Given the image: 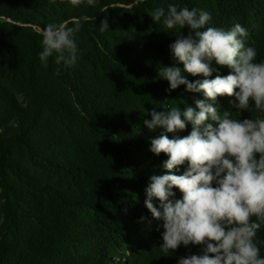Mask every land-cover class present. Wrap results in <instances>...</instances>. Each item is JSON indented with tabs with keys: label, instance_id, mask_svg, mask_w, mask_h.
I'll return each mask as SVG.
<instances>
[{
	"label": "trees",
	"instance_id": "1",
	"mask_svg": "<svg viewBox=\"0 0 264 264\" xmlns=\"http://www.w3.org/2000/svg\"><path fill=\"white\" fill-rule=\"evenodd\" d=\"M170 4L209 12L206 27L239 23L245 46L264 62V0H0V264H178L200 253L191 244L163 252V220L144 203L150 177L169 174L168 156L150 151L165 131L145 125L151 111L210 102L185 85L169 91L159 75L176 66L189 81L204 79L184 72L170 50L176 33L190 30L152 18ZM66 21L80 24L76 63L58 66L50 57L45 66L41 29ZM211 66L209 79L231 71ZM236 103L225 95L214 106L233 118L264 116L254 103L246 111ZM191 130L166 134L176 139ZM256 241L264 257V225Z\"/></svg>",
	"mask_w": 264,
	"mask_h": 264
},
{
	"label": "clouds",
	"instance_id": "2",
	"mask_svg": "<svg viewBox=\"0 0 264 264\" xmlns=\"http://www.w3.org/2000/svg\"><path fill=\"white\" fill-rule=\"evenodd\" d=\"M87 3L92 5L94 0ZM162 17L170 30H190L187 36L176 33L170 50L184 72L204 79L189 81L176 66L163 67L159 75L169 82V91L185 85L186 91L203 92L210 102L197 100L195 108L183 111L153 109L151 120L145 121L150 130H165L151 139L150 151L168 156L163 166L169 174L150 177L144 201L152 216L163 220L160 247L167 253L181 245L201 246L200 253L181 257L178 264H264L256 241L264 225V116L238 119L214 106L217 97L234 96L236 110L246 111L251 102L264 113V62H256L255 48L245 46L248 32L239 23L227 31L206 27L209 12L171 4L167 14L159 8L152 15L155 22ZM68 23H50L41 29L40 59L45 66L50 57L58 66L61 62L66 67L75 65L73 35L80 24L74 21L75 26L68 27ZM100 25L101 31L108 30L106 19ZM213 62L231 69L230 73L209 79ZM209 120L217 126L206 124ZM188 124L189 135L169 139L166 133L182 131ZM185 164L182 174L173 173ZM174 189L182 193L181 199H175ZM153 198L160 202L159 208Z\"/></svg>",
	"mask_w": 264,
	"mask_h": 264
},
{
	"label": "rangeland",
	"instance_id": "3",
	"mask_svg": "<svg viewBox=\"0 0 264 264\" xmlns=\"http://www.w3.org/2000/svg\"><path fill=\"white\" fill-rule=\"evenodd\" d=\"M150 227H151L150 224H146V225L143 226V229H144V231H145V230L149 229ZM114 260H116V259H114ZM115 262H116V261H115Z\"/></svg>",
	"mask_w": 264,
	"mask_h": 264
}]
</instances>
